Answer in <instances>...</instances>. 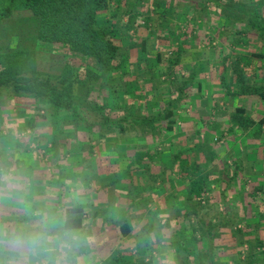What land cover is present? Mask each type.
<instances>
[{
  "label": "trees",
  "instance_id": "1",
  "mask_svg": "<svg viewBox=\"0 0 264 264\" xmlns=\"http://www.w3.org/2000/svg\"><path fill=\"white\" fill-rule=\"evenodd\" d=\"M163 1L158 0L156 2L157 6H160ZM181 1L189 5L191 13L185 17L189 23H195L200 19L208 20L207 13L211 7L219 8L221 12L219 16L222 17V10L224 9L220 5L222 0H199L196 3H193L194 0ZM177 3L179 4V2ZM227 3V8L231 9L235 1L228 0ZM124 5L125 0H0V109L6 111L19 108L20 110L21 108L23 109L24 104H29L34 106L38 111H48V115H40V118L45 119L46 122L60 121L61 116L65 117V119L69 118L71 120L69 122L66 121L64 124L68 127L66 130L70 137L75 136L80 125L85 126V130H89L87 133L89 136L93 134L92 128L96 127L101 130L97 134L100 140L106 138L108 134L116 136L124 135L122 139H128L127 134L129 130L135 131L138 135L149 140H163L167 134L175 133L180 119L177 116V109L180 105L189 101L190 96H192L191 91H194V86L197 87L196 91H202L204 84L202 80L207 76L202 72L204 66H200L197 70H189L182 65L185 48L186 46H190L191 40H185V38H188L189 33H184L180 37L170 29V25L165 24L161 25L160 30L162 28L167 29L161 32L166 33L168 31L170 36H167V38L161 33V36L158 35L156 37L158 41V45L155 47L156 54L150 55L147 39H144L138 48L141 58L135 62L137 64L130 63L129 58L126 57L125 48L119 44L123 40V37L121 39L119 35L122 34L130 37L132 28L136 24L135 17L137 18L139 13L132 8L128 9L124 7ZM163 6L165 5H161V7ZM177 8L176 10L178 11L179 9ZM118 11H121V13H118ZM241 13L242 17L244 15L247 16V21H249L251 28L256 31L259 40H264V17H260L256 12L248 13L242 11ZM106 16L109 17L110 21H106ZM171 16L174 15L171 13ZM241 16L240 18H242ZM124 17L128 18L126 23H123ZM225 18L232 19V16H226ZM149 19L146 17V22ZM115 20L118 21V24L113 22ZM113 29H117V31ZM243 34V32H238L237 35L235 34L236 36L234 35V41L231 43V46L235 47V51L225 50L224 53L228 56L225 59L226 62L231 61V64L229 66L225 65L227 66L225 68L231 70L232 75H234L236 82L234 86L237 88V92L232 91L231 81L226 80L223 74L221 76V83L226 86L228 97L233 98L243 95L259 96L260 100L264 102L263 85H253L254 78L247 76L248 69L253 65L252 60L256 57L263 59L264 47L259 49L262 53L243 51L242 48L237 49V45L239 46L244 41ZM240 36L241 38H239ZM169 38H175V45L172 47H168L169 43L171 44ZM215 40L209 39L207 45L217 50V46L213 45ZM43 45L50 46L53 49L56 47L67 49L61 53L63 56H68L72 53L78 54L84 60V68L70 67L66 71H63V73L56 70L61 74L62 79L60 81H54L49 75H43L36 71L33 72V68L38 63L37 57L39 59L43 52L53 53L52 51L44 50L49 49V47L44 48ZM167 50H172L173 57L164 59L163 53L169 52ZM88 59L90 61L87 62ZM143 62H150L146 65L149 68L148 72L155 66L153 62H156V79L151 73L145 72L142 74H144V78L150 77L149 80L154 85H159V91H168V93H164V96L162 95L165 99L164 106L161 104L163 107L159 106L161 98L159 100L156 99L155 115H149L145 112H134L132 110L113 113L110 110L112 108L108 101L109 97H103L102 104L92 98L91 94L95 89L93 85L96 79L101 80L104 78L112 83L102 91H112L110 100L114 103L117 100L119 101V96L124 98L133 95L134 92L132 91H140L137 77L140 75L138 74L139 71L145 66ZM263 68L264 66L258 67L260 70ZM26 69L32 71V73L22 74L21 72ZM103 80L100 86L104 88V84L107 85V83H104ZM90 85L92 89L89 87ZM201 98L203 100L204 96L202 95ZM216 107L217 105H215L213 110H216ZM89 111H91V114L97 115V117L94 116L92 120H89L88 115L90 113H87ZM36 117H29L28 127L32 131H35L37 127L38 118ZM230 123L233 127L238 126L242 128L244 132L248 131L249 127L257 124L254 118L246 115V111L243 108L236 110V113L231 116ZM260 123L263 124L264 119ZM127 124L131 126L130 129L127 128ZM63 134L59 138L60 140L61 138H66L67 135ZM213 146L199 143V145H196L195 150L204 152L206 157H210L213 154ZM87 147L88 150L84 154L83 163H77V167H81L87 160L93 163L92 160L98 158L95 153L97 146L89 144ZM84 149V146L80 147L82 152H84ZM183 155V152L176 153L168 161V164L160 166V174H156L152 172L153 169L150 166V163L153 161L152 152L138 150L130 154L128 153L125 155L128 160L124 167L125 171H111L112 174H109V179L111 180L109 182L106 181V185L102 188H108V190L114 189L117 182L121 180L120 174L125 173L129 177L127 179L128 186H132L135 190L134 196L136 201L140 198V195L136 193L138 190L134 187V181L132 180L134 179L132 178L133 173L141 172L146 174L147 180L151 181V185L155 184L156 190H160L158 188L160 180L164 182L167 171L176 168L188 184L187 192L184 195L186 203L182 207L177 206L175 203L177 196L170 194L167 197L168 199H166L167 208L157 211L156 216L159 217V223L158 226L156 225V250L160 248L157 239L159 236L161 239L164 238L165 234H163V230H167L171 237H174V240H171V245L176 243L175 252L177 251L178 255L187 253L185 258L189 259V255L192 253L190 257L191 263L187 260L185 264L264 263V253H256V250L262 247V243L257 242L256 244H252L242 240L239 237L243 236L241 231L233 234L236 245L232 250L237 252L238 258L235 260H221V257H218L216 253L218 226L213 223L206 225L205 220L199 217L200 212L205 208L204 206H208L209 202H211L210 198L207 197L208 191L212 190L207 185L210 176L205 177L203 175L200 163H191L186 158H183ZM92 166L93 164L87 170L93 171L94 167ZM106 166H109V163ZM103 168L101 173L95 172L92 178L89 177V182L83 183V185L89 188L91 187L89 184L93 179L97 181L100 178H104V175L109 170H106L107 168L105 167ZM185 180L184 182H186ZM84 190L87 191L86 188ZM111 193H113L114 197L115 194L120 195L116 189L113 192L111 191ZM204 199L209 200L205 201V205H202V200ZM87 207L88 205L83 206L82 204L72 205L64 211V215L76 228L83 230L87 223L85 218ZM161 212L167 218L164 225L160 223V220L164 217L161 215ZM179 219H181V223H184V226L179 223ZM26 220L28 218L17 217L16 215H13V217L0 215V222L2 223H10L12 221L15 222L14 224H17ZM173 220H176L178 223L175 227L172 224ZM115 226L120 228L124 238L129 236L132 230L129 221L125 220V218L120 221L118 220ZM159 232H161L160 235L158 234ZM135 245L142 253L148 254L152 251L148 246ZM195 246L197 247L196 250ZM244 246L247 247L249 252L241 259L239 257L243 256V254L240 251ZM259 255L261 258L258 257ZM138 258L142 263L145 262L141 253Z\"/></svg>",
  "mask_w": 264,
  "mask_h": 264
},
{
  "label": "rangeland",
  "instance_id": "2",
  "mask_svg": "<svg viewBox=\"0 0 264 264\" xmlns=\"http://www.w3.org/2000/svg\"><path fill=\"white\" fill-rule=\"evenodd\" d=\"M194 0L193 3H196ZM228 1V0H227ZM156 2L158 0H125L124 7H127L128 9L132 8L136 11H138L139 15L136 19V24L132 28L130 37H126L125 35H119V38L123 37L122 42H119L121 46L125 48V54L126 57L129 58L130 63H135L138 61L139 58H141V53H139L138 48L141 45L142 40L147 39L148 45H149V52L150 55L156 54V45H158V41L156 40V37L159 35H165L170 36L168 31L166 33L161 32L164 30H167L165 28H161L162 24L170 25V29L177 33L178 36L182 37L184 33H189L188 38H185L186 41H190V45L192 46L190 57H192V61L188 58V62L184 64V66L187 69H191L192 67L198 66L200 67L201 64L196 65L194 64V61L204 58H216L217 55H221L220 50L209 48L206 46H203L208 42L207 37L210 39H218L220 33L219 25H221V21L223 20V17H220L218 14V8L217 7H211L208 10V20H197L195 23H189L186 20V15L188 14V8L187 5L181 1L178 0L179 4L176 2V0H164L161 5H165L161 7V5L157 6ZM247 2V0H246ZM160 3V2H159ZM175 3V4H174ZM248 3V2H247ZM174 4V5H173ZM190 4V3H189ZM247 5V4H245ZM138 6V8H137ZM173 6V7H172ZM176 6V7H175ZM177 6H179L177 8ZM175 8V9H174ZM179 9L178 11L176 10ZM181 8V9H180ZM216 9V10H215ZM227 13L231 12V9L226 10ZM118 13H121V11H118ZM147 13H149L147 15ZM172 15L174 16H171ZM220 13V12H219ZM170 14V16H169ZM147 15V16H146ZM165 16L167 17L165 19ZM128 17V16H127ZM127 17H124L123 23H126L128 20ZM150 18L148 22H146L145 18ZM164 17V19H163ZM220 18V19H218ZM243 18V17H242ZM106 21H110L109 17L106 16ZM115 24H118V21H113ZM132 27V24H131ZM135 29V30H134ZM114 31H117V29H113ZM112 30V31H113ZM222 38L223 36L232 35L231 33H228V31L222 28ZM208 34V36H205ZM168 38V37H167ZM122 39V38H121ZM171 41V44L169 43L168 47H172L175 45V38H169ZM219 40V39H218ZM201 46V47H200ZM44 48L49 47L50 52L53 53H46L43 52V54L40 55V58H36L38 60V63L36 64V67L33 68V72L36 71L37 73L43 74V75H49L53 78L54 81H60L61 74H59L56 70H59L61 73L63 71H66L70 67H79L84 68L83 64L84 60L81 56H79L76 53H72L68 56H63L61 53L63 51H66L67 49L62 47H56L52 48L50 46L43 45ZM64 49V50H63ZM257 50V49H256ZM169 52L163 53V58H171L173 57L172 50H167ZM185 56V55H184ZM90 61L89 59L87 62ZM145 66L139 71L138 74L139 77H137V82L139 84V90L140 91H132L134 92L133 95L126 96L124 98L119 96V101L114 103L111 101V95L112 91H102L105 88H108L112 83L106 79H96L94 82L93 87H95L94 91H92V98L98 103L102 104L103 97H109L108 101L111 104L110 110L115 112H125V110L129 111H136L139 113H147L149 115H155L156 114V99H160V107L163 104L164 106V97L162 96L164 93H168V91H159L158 86L151 83L150 77L144 78L145 72H148V67L146 66L150 62H143ZM154 63V67L150 70L151 73L155 79H156V62ZM137 64V63H135ZM205 69H207L209 66L204 65ZM131 68V66H130ZM197 68V67H196ZM209 69V68H208ZM207 69V70H208ZM32 71L23 70L22 74L32 73ZM103 80L104 88L100 85L101 81ZM135 80V79H134ZM164 80V78H162ZM166 80V79H165ZM168 86V85H167ZM61 87V86H60ZM91 87V85L89 86ZM92 89V87H91ZM171 91V90H170ZM169 91V92H170ZM121 92V91H118ZM136 93H138L136 95ZM162 96V97H161ZM158 97V98H157ZM192 98V97H191ZM191 98L187 103H184L179 106L177 109V116H179L177 131L175 133L167 134L165 138L163 139L164 142H158L156 140H149L147 138H144L143 136H140L137 134V132L129 130L128 131V139L125 140L122 139L124 135H112L108 134L106 138L100 140L98 137V133H100L101 130L98 128H92L91 131L93 134L90 136L87 134L89 130H85V126H79L78 132L75 134L74 137H70L68 135L66 128L67 125L64 124L69 122L71 119L61 116L60 121H53L51 123L46 122L45 119H41L40 115H48V111L40 110L38 111L34 106H31L29 104H24L25 106L23 109L19 108L17 109H11V110H1L0 109V167H1V174H8L9 172H12L14 175L18 174L19 179L15 183V192L18 195H13V199H24L29 198L28 201H33L34 205L40 204V202L43 201L44 197L46 196L42 195L41 189L43 186L44 188L50 187L54 189V187H57L59 189L60 201L63 200V202L67 201H73L77 204L78 198L82 199L83 205H88L87 209H89L91 204H95L97 207H100L101 205L105 204L110 205L111 207H115L117 210L116 214L114 213L115 218H120L129 221L132 229H142V233L138 232L133 234L134 242L132 241V244H140L143 246L145 243H148L150 245L156 246V200L159 202H163L157 198V195L160 192H156V185L152 184L151 181L148 179L146 174L143 173H133L132 179L134 181V187L137 188L138 193L140 195V198L135 201L134 196V188L132 186H128V176H126L125 173L120 174L121 180L117 182L115 188L112 190H108V188H102L106 181H110L109 174H112L111 171H125L124 167L126 166L128 160L125 157L126 154L133 153L134 151L138 150H148L152 152L153 154V161L150 163L151 168L153 169V173H156V169L160 170L161 165L168 164L167 159H170L179 152L182 145L183 137H185L184 132V124L189 121H193L196 118L194 117V105L192 104ZM191 102V103H190ZM211 102V101H210ZM162 106V107H163ZM159 107V108H160ZM25 109V110H24ZM123 109V110H122ZM206 109V108H205ZM204 109V110H205ZM204 113V111H202ZM90 113L88 115L89 120H92L94 116L97 117L94 113L91 114V111L87 112ZM30 116H37V127L35 131H32L28 127L29 117ZM87 118V119H88ZM59 120V119H58ZM95 120V119H94ZM183 127V130L181 128ZM127 128H131L129 124H127ZM189 130V129H188ZM192 131V135H194L193 128L190 129ZM210 132V131H209ZM215 131L214 133H216ZM65 133L67 136L65 139L61 140L59 139L62 135ZM95 133V134H94ZM61 134V135H60ZM72 134V133H70ZM191 135V136H192ZM210 135V134H209ZM126 137V136H125ZM195 138V135L193 136ZM57 138V139H56ZM73 138V140H72ZM91 140V143H90ZM176 140V141H174ZM170 142V143H168ZM177 144V145H174ZM92 144L93 146H97L95 149L97 159L94 158L93 163L92 162H85V164H82V166L77 167V163L81 162L83 163V158L85 152L88 150V145ZM85 147L84 152L80 150V147ZM213 149V154H214ZM69 151V152H68ZM205 151V150H204ZM200 153V151L198 150ZM202 153V152H201ZM204 154V152H203ZM109 159V162H108ZM109 163V166H106ZM93 164L92 167H94L93 171L87 170L88 167H90ZM149 164V162H148ZM103 167L107 168L106 170H109V172H106L104 175V178H100L96 181V179H93L92 182L89 184V188H87L83 183L89 182L90 178H92V175L95 174V172L101 173V171L104 169ZM3 171V172H2ZM89 171V172H88ZM178 169H169L167 171V174H174L177 175ZM119 172V173H120ZM90 173V175H89ZM41 174H43V177L41 178ZM165 179L167 180L169 177L167 176ZM24 175V176H23ZM26 175L28 178H26ZM171 176V175H170ZM30 178V180H29ZM166 180L164 182L166 183ZM43 181V185H42ZM162 183V180L159 182ZM178 184V183H177ZM28 187L27 193H25L24 187ZM1 187H5L4 185H1ZM31 188V190H29ZM87 189L84 190V189ZM13 189V188H12ZM116 189L120 193V195L115 194V197L113 192ZM46 190V189H45ZM50 193H47V196L52 194L51 190H49ZM46 192V191H45ZM85 192V193H84ZM157 193V195H156ZM167 193V192H166ZM23 194V195H21ZM3 195L5 197V193L3 192ZM8 195V194H7ZM78 197H77V196ZM83 195V196H82ZM121 195H125V200L122 201L120 199ZM32 197V198H31ZM124 197V196H123ZM6 198V197H5ZM85 198V199H84ZM138 202L141 204H138ZM120 204H126L128 209L125 210L124 205L121 207ZM164 204V203H163ZM206 203L202 202V205H205ZM162 206V205H161ZM165 206V205H164ZM163 206V207H164ZM7 207V206H6ZM40 207V206H35ZM206 207V205L204 206ZM123 208V209H122ZM155 208V209H154ZM19 209V208H18ZM88 212H85V218L88 221L89 215L91 214V210H87ZM4 212V211H3ZM18 212V210H17ZM35 212V211H32ZM103 213H105V208L102 210ZM7 215L8 211L5 212ZM21 213V212H19ZM146 213L148 215L147 222H149L151 225L149 227H144L143 224H141L140 215H144ZM212 218H216V214L213 211ZM3 215V214H0ZM3 215V216H4ZM161 215L163 213L161 212ZM91 219V217H90ZM164 219V217L162 218ZM212 220V219H211ZM15 222H6L5 225H12ZM179 223H181V219H179ZM92 223L87 224L85 230V233H82L84 239H85V246L80 250L79 257H82V255H85L86 253H90L93 255V251L96 248L98 250L97 246L100 241V237H96L95 239L92 238L93 235L90 236L89 231L92 228ZM175 227V226H173ZM113 229L116 228L114 225L112 227ZM234 228V227H233ZM167 229V228H165ZM82 230V231H83ZM148 230V232L145 233V231ZM81 231V232H82ZM234 232L238 233V229H233ZM159 235L161 232L158 233ZM164 238L157 239L159 243L158 250L150 251L151 256H145L144 259L149 262H145L146 264H168L171 260L169 253H177L176 243L174 245L168 244V239L171 237V235L167 232V230H163ZM241 237V236H239ZM163 239H166L163 241ZM116 241L114 238H110V244H115ZM120 245V248L122 249H129L128 243H124V241ZM119 244V243H116ZM127 244V245H126ZM179 245V243H178ZM174 246V247H173ZM177 246V245H176ZM180 246V245H179ZM108 250L110 249L109 244L106 242V245H104V248ZM175 248V249H174ZM263 247H260V250L256 251V253H264L262 251ZM197 247L195 246V250ZM216 249H218L216 247ZM92 250V251H91ZM248 249H246V253H248ZM134 253H142L136 249L134 250ZM156 253V254H153ZM169 257H166V256ZM185 255L187 253H181L177 256L175 254L174 260L170 264H185L187 260L190 262V257L185 258ZM128 257H134L132 254H129ZM140 256L134 257L131 261L132 264H144L142 261L138 258ZM169 258V259H168ZM186 259V260H184ZM125 260V259H124ZM144 260V261H145ZM192 260V259H191ZM113 262V261H112ZM111 261H108L106 264H116L115 262L112 263ZM191 263V262H190ZM193 263V262H192ZM0 264H18L16 254L12 252L10 249H5L3 252H0ZM128 264V263H124Z\"/></svg>",
  "mask_w": 264,
  "mask_h": 264
},
{
  "label": "crops",
  "instance_id": "3",
  "mask_svg": "<svg viewBox=\"0 0 264 264\" xmlns=\"http://www.w3.org/2000/svg\"><path fill=\"white\" fill-rule=\"evenodd\" d=\"M177 1L178 0H176V2ZM234 1V6L231 7V12L229 13L225 11V9H229L227 8V0H222L220 3L222 8H224L222 10L223 20L221 21V25H219V40H215L213 45L217 46L221 55H217L216 58L202 57L201 59L194 61L195 66L199 64H201L200 66H204L206 64L209 66V69L207 68V70L203 67L202 72L207 76L202 80V82H204L202 91H196V86H194V91H191L192 96H190V98H192L190 101L194 100L192 101L195 108L193 115L196 119L184 124L185 137H183L182 145H179L181 146L179 152L184 153L183 158H186V160L191 163H200L203 175L205 177L210 176L207 185L208 187H211L212 190L208 191L207 197L210 198L211 202H209V205L200 212L199 217L202 220H205L206 225L213 223L218 226V249L216 250V253L218 254V257H221V260H235L238 258L237 252L232 250L236 245L233 235L236 232H234L233 229L241 231L243 235L241 236L242 240L248 241L252 244H256L257 242L262 243V251H264V123H260V121L264 119V102L260 100L259 96L243 95L235 96L233 98L228 97L225 88L226 86L221 83V76L223 74L226 77V80L231 81L232 91L237 92V88L234 86L236 85L235 77L232 75L231 70L226 69L227 66L231 64V61L226 62L225 59L228 56L224 54L225 50L235 51V47L231 46L235 34L237 35L238 32L244 33L242 35L244 41H242L239 46L237 45V49L242 48L243 51L259 53L261 52L259 49L264 47V40H259L256 31L251 28L249 21H247V16L244 15L243 18H240L242 11L248 13L256 12L260 17H264V0H247L248 3L246 0ZM187 8L188 14L191 13L189 5H187ZM217 10L219 14L220 9L218 8ZM226 16H232V19H227L225 18ZM222 28L224 30L226 29L228 33H231L232 35H225L222 38ZM205 36H208V34ZM239 38H241V36ZM209 39L210 37H207L208 42ZM208 42L203 46L209 47L207 45ZM191 48V45L186 46L185 48V56L182 57L183 66L192 61V57H190ZM188 58L190 59L189 62ZM252 64V67L248 69L247 76L249 78H254L253 85H263L264 87V68L262 70L258 69L259 66H264V57L263 59L258 57L254 58ZM196 67H192L189 70H197L198 66ZM164 95L165 94H163V96ZM202 95L204 96L203 100L201 98ZM215 105H217L216 110H213ZM238 108H243L246 111V115L254 118L257 122L253 127H249L246 132L238 126L233 127L230 123L231 116L236 113ZM202 111H204V113ZM191 128H193L195 138L193 137L194 135H192V131H190ZM181 130H183V127ZM215 131L217 132L214 133ZM156 141L164 142L161 139H156ZM199 143L214 145V154L210 157H206L203 153H199L198 150H195L196 145H199ZM174 145L177 144L174 143ZM170 159H167V162L170 161ZM9 173L12 176V184L15 185L17 180H22L18 178V174L14 175L12 172ZM176 173L177 175L167 174L169 178L166 180V183H158V188L160 190L157 189L156 191L160 193L157 195V198H159L160 201L163 200V202L158 203V200H156V204H158L156 205V210H165L167 208L166 199H168L167 197H169L170 194L177 196V200L175 201L177 206L182 207L185 205L186 201L184 195L187 192L188 184L183 178V175L180 174L179 170ZM156 174H160V170L156 169ZM28 176L26 175V178H28ZM40 177L42 178L43 174H41ZM184 180L186 182H184ZM57 187H54V189L50 187L43 189L42 186L41 193L42 195L46 194V196H41L44 197L41 198L43 201L40 202V204L34 205L33 201H28V197L24 199H13L12 194L18 195L15 192L16 187L9 189L5 186L3 187V192L6 194V198L3 201H0V212L4 215L6 214L5 212L8 211L7 215L9 217L16 215L17 217H26L28 219H30L29 213L32 211L64 214V211L68 209V207L76 205V203L73 201H60L61 195L59 194L60 192ZM24 189L25 193L29 192L27 186H25ZM29 190H31V188ZM49 190H51L52 194L47 196V193H50ZM120 199L124 201L125 195H121ZM207 200H202L203 204ZM80 204H82V199L78 198L77 205ZM138 204H141V202H138ZM123 205L125 207L124 209L127 210V205ZM123 205L120 204L121 207ZM90 206L89 209L86 208L85 210V212L91 210L86 225L92 223V228L90 229L89 234L90 236L93 235L92 238L94 239L99 236L100 242L98 244L100 245L97 246L98 250H96V248L94 249L93 255L90 253L82 255V257H80L81 264H106L108 261H113L112 263L115 262L116 264H132L133 262L131 260L137 255L140 256V253H134L136 245L132 244V241L134 242V239H132L134 236L133 234L137 233L138 230L142 233L143 230L141 228L134 230L129 223L132 230L129 236L124 238L121 234L120 228H112L119 220V218L113 217L118 209L107 204H105V207L104 205L97 207L94 203ZM104 208L105 213L102 212ZM213 211L216 214L215 219L212 218V215L214 214ZM157 217L158 216H156V218ZM165 217L166 216H164V219L160 220L161 225L165 224L167 220ZM147 219L148 215L146 213L142 216L140 215V223L143 224L144 227H149L151 225L147 222ZM11 222L12 221H10V223ZM156 222L158 226L159 220L156 219ZM172 224L173 226L178 225L176 220H173ZM86 225L84 229L86 228ZM146 232H148V230H146L145 233ZM82 233H85V230H83ZM110 238H114L117 242L113 241L119 244H110ZM171 240L173 241L174 237L168 239L167 242L170 245L172 243ZM120 241L128 243L129 249L125 250L120 248L122 243ZM106 242L109 244V250L108 247L107 249L104 248ZM143 246L150 247L152 251L156 248L155 245L151 246L148 243H145ZM246 249V246L242 247L240 253H242L243 256L241 255L239 258L243 259L245 257ZM129 254H132L134 257L129 258ZM175 254L177 253H169L171 260L168 264L172 263ZM191 254L189 257H191ZM147 255L151 256V253H141L142 257ZM260 255L258 257L261 258ZM145 262L149 261L145 260ZM145 262L144 264H146Z\"/></svg>",
  "mask_w": 264,
  "mask_h": 264
},
{
  "label": "clouds",
  "instance_id": "4",
  "mask_svg": "<svg viewBox=\"0 0 264 264\" xmlns=\"http://www.w3.org/2000/svg\"><path fill=\"white\" fill-rule=\"evenodd\" d=\"M0 185L14 188L12 176L0 174ZM0 187V201L5 199ZM30 219L5 225L0 222V252L10 249L18 264H81L85 239L80 229L63 214L29 213Z\"/></svg>",
  "mask_w": 264,
  "mask_h": 264
}]
</instances>
